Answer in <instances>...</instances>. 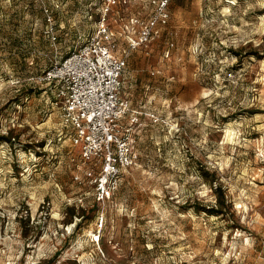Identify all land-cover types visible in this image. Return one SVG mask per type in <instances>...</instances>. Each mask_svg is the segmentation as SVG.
<instances>
[{
	"label": "rangeland",
	"instance_id": "obj_1",
	"mask_svg": "<svg viewBox=\"0 0 264 264\" xmlns=\"http://www.w3.org/2000/svg\"><path fill=\"white\" fill-rule=\"evenodd\" d=\"M145 2L112 11L150 15ZM101 6L0 0V264H264V0H169L157 33L127 50L136 163L100 226L98 168L33 77ZM215 188L224 213L197 210Z\"/></svg>",
	"mask_w": 264,
	"mask_h": 264
},
{
	"label": "built area",
	"instance_id": "obj_2",
	"mask_svg": "<svg viewBox=\"0 0 264 264\" xmlns=\"http://www.w3.org/2000/svg\"><path fill=\"white\" fill-rule=\"evenodd\" d=\"M130 1L101 0L93 30L86 36L78 35L76 45L33 77V82L50 87V103L58 108L71 145L79 149L81 163L98 168L92 183L98 203L95 218L100 226L103 204L113 197L124 174L136 163L133 125L138 116L121 94L127 50L151 39L168 15L169 0H149L152 13L145 19L134 16L128 20L123 30L126 45L121 48L109 14L117 5ZM74 177L81 180L78 174Z\"/></svg>",
	"mask_w": 264,
	"mask_h": 264
},
{
	"label": "crops",
	"instance_id": "obj_3",
	"mask_svg": "<svg viewBox=\"0 0 264 264\" xmlns=\"http://www.w3.org/2000/svg\"><path fill=\"white\" fill-rule=\"evenodd\" d=\"M134 3H137L139 0H133ZM131 2V1H130ZM146 4H149L148 0H146L145 2ZM168 9V7H167ZM114 10V9H113ZM113 16H112V22L117 24L118 27L116 28L114 25H111L116 36H117V40H118V43L120 44L121 46V43H123L124 45H126V38L124 36V25L128 22V20L131 18V17H134V16H137L139 18H142V19H145L148 15H149V12L145 15H140L139 13H125V14H114V12L112 11ZM80 34H83V32L79 33L78 35Z\"/></svg>",
	"mask_w": 264,
	"mask_h": 264
},
{
	"label": "trees",
	"instance_id": "obj_4",
	"mask_svg": "<svg viewBox=\"0 0 264 264\" xmlns=\"http://www.w3.org/2000/svg\"><path fill=\"white\" fill-rule=\"evenodd\" d=\"M3 137V136H2ZM7 139V137H6ZM221 190V189H220ZM215 193H216V197H217V202L215 203L214 206L211 207H206V206H200V208H197V210H204L208 213H212V214H223L224 213V208L226 207L225 204V198L223 193H219L217 188H215Z\"/></svg>",
	"mask_w": 264,
	"mask_h": 264
}]
</instances>
